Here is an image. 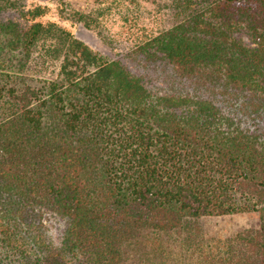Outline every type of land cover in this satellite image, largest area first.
Returning a JSON list of instances; mask_svg holds the SVG:
<instances>
[{
  "label": "trees",
  "instance_id": "trees-1",
  "mask_svg": "<svg viewBox=\"0 0 264 264\" xmlns=\"http://www.w3.org/2000/svg\"><path fill=\"white\" fill-rule=\"evenodd\" d=\"M176 8L140 52L196 91L150 90L39 7L0 22V264H264V0ZM40 41L60 65L36 83ZM243 213L258 226L200 224ZM48 215L66 222L58 244Z\"/></svg>",
  "mask_w": 264,
  "mask_h": 264
},
{
  "label": "rangeland",
  "instance_id": "rangeland-1",
  "mask_svg": "<svg viewBox=\"0 0 264 264\" xmlns=\"http://www.w3.org/2000/svg\"><path fill=\"white\" fill-rule=\"evenodd\" d=\"M37 7L45 13L35 21L55 25L103 57L121 61L150 90L162 93L196 91L195 85L179 78L173 66L164 59L152 60L140 52V46L147 38L173 25L176 0H23L17 8L0 11V22L31 24L28 11ZM51 42L48 40L46 45ZM46 49L40 41L31 53L25 71L36 83L39 78H53L59 69L60 59L50 57ZM243 122L261 125L253 120L243 119ZM200 224L207 237L225 238L257 227L259 219L257 213H243L202 218ZM66 226L60 217L48 215L45 219L46 231L54 244L59 243Z\"/></svg>",
  "mask_w": 264,
  "mask_h": 264
}]
</instances>
